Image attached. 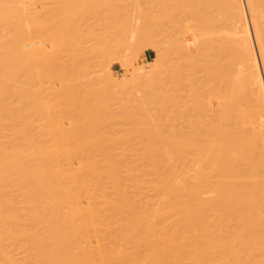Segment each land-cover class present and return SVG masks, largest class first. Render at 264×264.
<instances>
[{"label": "bare ground", "instance_id": "bare-ground-1", "mask_svg": "<svg viewBox=\"0 0 264 264\" xmlns=\"http://www.w3.org/2000/svg\"><path fill=\"white\" fill-rule=\"evenodd\" d=\"M20 1L0 0V264H264V0H247L256 47L242 0L228 9L177 0L182 14L171 18L179 20L159 25L169 28L173 86H183L169 102L190 132L163 133L155 123L163 118L152 120L143 99L136 109L151 127L123 106L132 127L124 138L141 141L120 152L109 143L124 138H102L110 132L103 136L101 123L113 118L104 90L78 96L82 118L71 103L81 88V42L48 40L49 25L24 22L31 10ZM15 25L39 39L14 34ZM138 56L145 58L142 48ZM105 60L95 81L109 86ZM139 74L127 82L157 85ZM47 85L59 87L45 95Z\"/></svg>", "mask_w": 264, "mask_h": 264}, {"label": "rangeland", "instance_id": "rangeland-1", "mask_svg": "<svg viewBox=\"0 0 264 264\" xmlns=\"http://www.w3.org/2000/svg\"><path fill=\"white\" fill-rule=\"evenodd\" d=\"M208 1L211 3V5L207 1L206 2L213 9L220 8V7H222L223 9H228L234 4V2H232V0H208ZM13 2H15V4H13V7L18 5L17 0H13ZM180 2L181 1L179 0V3ZM20 3L25 8L28 7L31 10V11H29V15L27 17H29V16H32V17H29L27 20L25 19L26 17H24V20H25L24 22L28 21L29 24L31 25L32 20H34L36 25L38 23H40L39 25H43V24H41V22H43V23L46 22L49 25V30L48 29L44 30V32L45 31L48 32V33L45 32V35L48 34L46 36V38L48 37L47 38L48 40L65 39V37L67 40V37H68L69 40L73 38L72 40H76L75 42H77V43H78V41H79V43L81 42L80 45H77L78 48H77L76 53H77L78 58L76 56L77 60L75 59V62H74L75 67L74 68L76 69L75 76H77V78H79L78 80L81 79L80 82L83 85H81L80 82L79 83L77 82V84L84 91L82 92L81 88L79 89V88H77L78 87L77 86L76 87L77 91L75 90V93H77L78 90H80L79 91L80 93L77 95V98L81 94H82V96H83V94H85L88 96L87 98H90L89 95H94V94H97L98 92H101L102 90H104L103 92L107 95V99L110 103V110L108 112L109 117L112 116L113 117L112 120L114 119L113 121H115V122H113L112 120L110 121L111 118H108L106 116L107 119H109V121L107 122L105 120L104 122H107L108 124L103 122L101 124L104 126H100L102 129L104 128L103 130H105V128H106V130L103 131L100 127H97V126H99V124L96 126L99 129L97 131H99V132L103 131L101 133V134L104 133L103 136H105L107 133L110 132L109 135H106L105 137H102V138L107 139L108 137L110 138L111 136H113L111 139L115 140L117 134L120 135L119 139H123L127 135L130 136L129 132H131V130H129V129L132 127H130L131 126L130 124H129L130 126L128 125V121L126 120V117L125 118L123 117V115L121 113V108H123V106H126L127 108H129L132 111L133 115L136 114L141 119L140 114H142V113H141V110L138 111L136 109V104L141 102L143 99H148V101L150 100L152 103L153 111H151V110H148V111H150L149 112L150 115H151V113H155V115L153 114L154 117L157 116V118L155 117V119H152V120L157 121V119L160 120L161 118H163L162 120H160L161 122L160 121L155 122V123H159V125L161 123L163 124V125H161V126H163V129H162L164 131L163 133H165L166 135H170L172 132H185V133L190 132L189 130L191 128H190L189 122L187 121L189 119H181V118L178 120L174 119L175 118L174 115H180V114H178V111L173 112L175 110H173L171 108V103L169 102V101L172 102L171 96L176 93V92H174L175 89H177L181 86H173V80L171 78V67H170L171 63L166 56L167 55V53H166V46L167 45L163 42L164 39L166 38L165 30L169 29V28L159 25V24H165L168 22H174V21L179 20L178 18H176V19L171 18L173 16V14L174 15H177L178 13L182 14V12L180 10L182 8H181V6L179 7L177 0H23V2L21 0ZM38 3H40V5L42 3L43 4H42V6H40V5H38ZM176 3H177L179 8L175 6ZM242 3H243V7H244V10L246 13L248 28H249V31L251 32L250 33L251 38H252V40L255 44V47H256L255 36L253 33L254 30H253L252 16H251L249 8L247 6L248 2H247V0H242ZM16 7H15V9H16ZM28 8H27V10H29ZM35 8H37L39 11L41 10V12H39L37 10L35 11ZM63 9H68V10L66 12V10H63ZM56 11L59 12L58 15H57ZM63 11L66 13L63 14V16H62L61 12H63ZM31 13H32V15H30ZM58 17H61V18H58ZM33 18H35V19H33ZM36 20H37V22H36ZM30 21H31V23H30ZM14 22L16 24V21H14ZM24 22H23L22 26H24ZM46 23L44 24V27H45ZM32 24L35 25L34 23H32ZM63 24H65L66 28L64 27ZM48 25H46V26H48ZM25 28L24 27L20 28L21 30L19 29V31H18L17 26L15 25L14 31L16 33L14 32V34L18 35V33H19L18 36H20V37H23L25 34V36L27 35V37L24 36V38H28V37L30 38L32 34L29 36L27 34L28 32L23 33L25 31ZM63 31H65V32H63ZM49 32H50V35H49ZM134 32L136 34L137 40L132 41V38H133L132 36H134V35H132V36H130V35L133 34ZM17 35H15V36H17ZM33 35L31 38H33L34 36H36V37L38 36L37 39H39V35H37V34L34 36ZM60 36H62V37H60ZM36 37H34V38H36ZM49 37L51 39H49ZM52 37H56V38H52ZM138 38L140 40H138ZM139 41H141V42H139ZM132 43H133V45H132ZM103 44H106L105 45L106 49L101 51V49L104 47ZM75 48H76V46H75ZM138 48H139V50H138ZM141 48L143 49L144 52L145 51L153 52V57L150 61L147 62L145 60V58L138 56V52L140 51ZM80 51H82V52L84 51L83 52L84 54ZM256 52H257V60L260 64V56L258 55V51H256ZM79 54H81V55H79ZM64 55H66V54H64ZM173 56L174 55H172V57ZM175 56H177V55H175ZM175 56H174V58H175ZM103 59H106L105 61L107 62V65L110 67L111 75L109 78L110 80L108 79L110 81V83H109L110 85L105 83L106 85H109V86H105L104 84H99V83H101V81H99L101 79V77H99V76L101 75L100 72L102 71V70H100V66H101V63L103 62ZM85 60H86V62H87V60L89 62L86 63ZM88 64H89V66H88ZM128 65H130V66H128ZM84 68H85V70H84ZM87 68H88V70H87ZM261 70H262V67H261ZM83 71L84 72L88 71V72L87 73L85 72V74H84ZM139 71H141V72H139ZM135 73L137 75L139 73H142V75L146 74L148 76L150 75V76L156 77V79H155L156 83H154V84H157V85L156 86H144V85L134 86V84L128 83L127 80L131 79V75H132V77L134 75H136ZM262 74H263V81H264L263 70H262ZM139 75H141V74H139ZM77 78H75V79L77 80ZM98 78H99V80H98ZM88 79L89 80L91 79L93 83L90 82L91 80L89 81ZM95 80H97L99 83ZM87 81H89V82H87ZM86 83H88V84H86ZM84 85H87V86H84ZM102 85H103L104 89H101ZM40 87L41 86H38L37 89ZM55 87L58 88L59 86H50V85H47L45 87L42 86V88L48 89V91L45 93V95H50L51 92H55L53 89H51V88H55ZM63 87H65L64 91L66 92V88L68 86H63ZM153 87H154V89L152 90ZM182 87H181V89H182ZM188 87L191 88L193 86H187V89H188ZM196 87H199V86H196ZM49 89L53 90V91H50ZM70 90H71V88H70ZM58 91H59V89H58ZM62 91L63 90H61L60 94H62L64 92V91L63 92ZM72 92H74V91H72ZM151 92H157V93H159V95H161L160 100L163 99L164 104L162 103V105L166 106L167 110L164 109L162 106H160V104L155 105L156 103L155 104L153 103L154 99L152 98L153 95L151 94ZM173 92H174V94H173ZM47 93H49V94H47ZM52 94H54V93H52ZM82 96H80V97L82 98ZM44 97H47V96H44ZM50 97L52 99V96H49V97H47L48 99L45 98V99H47V101L46 100L45 101L48 102ZM65 97H66V95H65ZM53 98H54V96H53ZM87 98H85V99H87ZM51 99H50V103L54 102V105H56L55 101L52 99L53 100V102H52ZM66 100H65V103L67 102ZM79 100H80V98H78V100H75L76 102L78 101L77 106H76L75 101L71 100V103L74 102L73 105H75V106H73V107H74V110H76L75 113H77V114L79 111H81V109H79V108H81L82 102H79ZM60 101H58V102H60ZM68 103H70V101ZM79 103H80V105H79ZM185 103H187V106L189 107L188 111H187L188 112L187 114H189L195 108V106L193 105V102L190 98H188ZM181 104L183 105V103H181ZM50 105L53 106V104H50ZM157 107L158 108L162 107L167 112L165 114L163 113L161 115L162 109L158 110ZM181 107L179 108V110L182 109ZM184 107H186V106H184ZM184 107H183V109H184ZM74 110H73V113H74ZM77 110H79V111H77ZM185 110H183L184 114H185ZM84 111H82V112L84 113ZM82 112H80V114H82V116H83ZM137 112H140V113H137ZM180 113H181V110H180ZM80 114H78L77 117H79V116L81 117ZM153 115H151V116H153ZM137 116H135V117L138 119ZM65 117H66V115H65ZM87 117H88V115H87ZM142 117H144L146 123H147V121H149V119H146L144 115ZM68 118H69V116H68ZM176 118H178V117H176ZM66 119H67V117H66ZM66 119L64 120V122H67ZM141 120L143 123L142 126H144V124H146V123H144L143 119H141ZM141 120H138V121L141 122ZM126 121H127V125H126ZM69 122H70V120L68 121V123H65L66 124L65 128L67 131L69 130ZM152 122L154 123V121H151L149 123H152ZM114 123L117 125L116 129H115L116 125ZM118 124H119V126H118ZM146 125H149V124L147 123ZM127 126H128V128H126ZM118 127L122 128V129H120ZM147 127H151V126L149 125ZM108 130H110V131H108ZM113 130L114 131L116 130V132H114ZM127 130L129 131L128 134H127ZM106 131H107V133H105ZM111 132L112 133L114 132L115 135H114V133L112 135ZM122 132H123L124 136L121 138ZM143 132H144V130H143ZM140 133H142V132H140ZM145 133H147V132H145ZM144 135H147V134H144ZM126 138H124L123 142L121 140H116L117 142L113 143V140L111 141V139L108 140L109 142L111 141L110 143L108 141L107 142L109 144L112 143L113 146L116 144V146H114V147H115V149H117L116 151H118V152H120L118 149L122 150L123 147H124L123 149L130 147L129 151H131V148L133 150L140 148V145H138V144H140L139 142L141 141L138 139L140 137L135 138V137L131 136V137H128L127 139ZM129 138H131L130 139V141L132 142L131 144L128 143ZM135 139L138 140L137 143H135L136 142ZM133 141H134V143H133ZM124 142L128 143V144L127 143L125 144L127 146L124 145ZM136 145L139 146V148H137ZM166 150H168V149H166Z\"/></svg>", "mask_w": 264, "mask_h": 264}, {"label": "crops", "instance_id": "crops-1", "mask_svg": "<svg viewBox=\"0 0 264 264\" xmlns=\"http://www.w3.org/2000/svg\"><path fill=\"white\" fill-rule=\"evenodd\" d=\"M153 57V52L150 51H145V60L148 62L152 59Z\"/></svg>", "mask_w": 264, "mask_h": 264}]
</instances>
